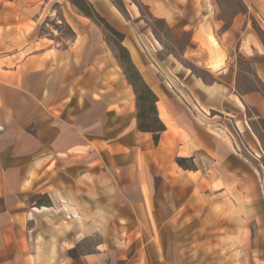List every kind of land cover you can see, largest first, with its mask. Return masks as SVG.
<instances>
[{"label": "crops", "instance_id": "crops-1", "mask_svg": "<svg viewBox=\"0 0 264 264\" xmlns=\"http://www.w3.org/2000/svg\"><path fill=\"white\" fill-rule=\"evenodd\" d=\"M85 1L108 16L111 0ZM139 2L174 31L196 15L193 0ZM57 12L74 41L47 36L42 0H0V264H264V185L235 135L262 94L226 69L170 90L132 56L166 126L140 130L124 74L73 71L74 24L91 17L72 0Z\"/></svg>", "mask_w": 264, "mask_h": 264}, {"label": "rangeland", "instance_id": "rangeland-1", "mask_svg": "<svg viewBox=\"0 0 264 264\" xmlns=\"http://www.w3.org/2000/svg\"><path fill=\"white\" fill-rule=\"evenodd\" d=\"M63 1L42 0L44 13H48V16L44 17V25L47 27L45 30L48 37L54 33L61 41L71 39L72 42L74 34L67 22L60 12L59 17H56L57 11L62 9ZM111 1L110 4V1L104 0L107 6L110 4L109 10L103 8L108 13L104 18L122 35L107 29L96 17L87 19L80 16L79 21L73 23L82 30L79 31L73 48L77 63L74 72H77L82 65L85 73L89 72V68L101 69L99 71L107 68L108 73L114 71L115 74L120 73L127 77L125 69H129L130 65L120 49L123 45L128 49L131 58L136 57L141 70L153 73L157 83L164 88L172 90L186 87L190 79L197 82V76L203 77L206 82H211L214 73L226 69L229 73L228 77L233 76L237 79V89L240 93L253 90L264 97V79L259 75L260 63L264 64V49L257 47V42L260 41L264 45V31L260 27L258 16L250 14L244 0L189 2V10L194 9L196 15L182 18L191 25L184 31H174L170 21L155 17L149 5L139 0ZM128 4L132 5L134 13L128 9ZM53 9L55 12L50 14ZM203 24H209L216 35L221 51V58L217 61V64L222 66L220 71H215L214 66H209L213 57L207 44L199 40V32ZM192 31H195L194 34ZM100 56L103 60L98 63L97 58ZM81 58H84L85 63L80 65ZM112 78L114 80L117 77L114 75ZM192 85L195 87L194 84ZM139 89L142 91L140 85ZM190 95L187 96L188 100L193 105L198 104L199 98ZM149 104L146 103V110ZM242 117L244 125H241V130L235 134L237 149L244 154L242 161L259 174L264 185V116L258 107L252 106L247 107L246 111L243 110ZM73 255L75 256L71 257L78 256V250Z\"/></svg>", "mask_w": 264, "mask_h": 264}, {"label": "trees", "instance_id": "trees-1", "mask_svg": "<svg viewBox=\"0 0 264 264\" xmlns=\"http://www.w3.org/2000/svg\"><path fill=\"white\" fill-rule=\"evenodd\" d=\"M72 2L77 5L85 15L91 18H97L99 21L106 26L107 29L111 30L113 33L122 35L116 28H114L103 16H101L94 8H91L85 0H72ZM121 51L126 56V61L130 65L131 72L129 69H125L127 79L130 84L133 85V88L136 93L137 107L139 112L137 114L138 126L140 130L151 131V132H160L166 129L165 124L160 119L157 109L158 96L155 91L149 86V84L143 78V75L133 62L128 49L121 45ZM139 85L142 88V91L139 89ZM146 103H150L149 108L146 110ZM155 139L158 140V134H155ZM183 160H179V162Z\"/></svg>", "mask_w": 264, "mask_h": 264}, {"label": "bare ground", "instance_id": "bare-ground-1", "mask_svg": "<svg viewBox=\"0 0 264 264\" xmlns=\"http://www.w3.org/2000/svg\"><path fill=\"white\" fill-rule=\"evenodd\" d=\"M212 6V5H211ZM210 7V6H209ZM211 13V12H210ZM199 40L205 42L209 48L210 54L212 55V61L209 62V66H214L215 71H220L222 66L217 64V61L221 58V51L217 43V38L214 32L212 31L209 24H203L199 32ZM204 45V44H203ZM163 105V104H162ZM160 105V116L164 118L165 111L163 106Z\"/></svg>", "mask_w": 264, "mask_h": 264}, {"label": "built area", "instance_id": "built-area-1", "mask_svg": "<svg viewBox=\"0 0 264 264\" xmlns=\"http://www.w3.org/2000/svg\"><path fill=\"white\" fill-rule=\"evenodd\" d=\"M258 16V20H259V23H260V27L263 29L264 31V16H261L260 14L257 15Z\"/></svg>", "mask_w": 264, "mask_h": 264}]
</instances>
